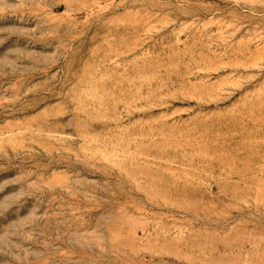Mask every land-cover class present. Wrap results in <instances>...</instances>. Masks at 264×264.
I'll list each match as a JSON object with an SVG mask.
<instances>
[{
	"label": "rangeland",
	"instance_id": "1",
	"mask_svg": "<svg viewBox=\"0 0 264 264\" xmlns=\"http://www.w3.org/2000/svg\"><path fill=\"white\" fill-rule=\"evenodd\" d=\"M0 264H264V0H0Z\"/></svg>",
	"mask_w": 264,
	"mask_h": 264
}]
</instances>
